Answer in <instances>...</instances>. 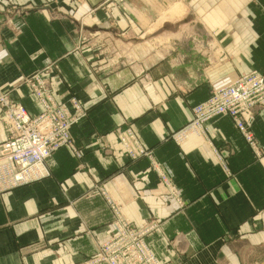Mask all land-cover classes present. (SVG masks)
Returning <instances> with one entry per match:
<instances>
[{"label":"crops","instance_id":"obj_1","mask_svg":"<svg viewBox=\"0 0 264 264\" xmlns=\"http://www.w3.org/2000/svg\"><path fill=\"white\" fill-rule=\"evenodd\" d=\"M3 1L9 0H0V89L13 90L58 63L50 79L55 97L78 96L89 116L72 131L82 157L62 149L37 180L0 190V264H85L98 254L113 220L100 186L133 225L160 222L147 243L163 264H263L264 158L255 159L228 117L211 121L206 138L179 146L169 137L211 90L251 71L264 74V0H124L130 22L115 8L121 0H82L78 11L73 0H11L10 10ZM177 5L183 16L161 32L177 38L166 43L172 51L160 61L162 71L153 73V18ZM109 14L117 24L106 22ZM195 38L217 49L216 61L211 52L193 51ZM79 47L85 51L73 52ZM98 48L130 52L122 63L97 55ZM13 96L39 113L25 89ZM127 123L153 150L170 187L148 160L123 157L113 131ZM251 124L264 147V110ZM7 137L0 125V145ZM215 151L228 156L229 177Z\"/></svg>","mask_w":264,"mask_h":264},{"label":"built area","instance_id":"obj_2","mask_svg":"<svg viewBox=\"0 0 264 264\" xmlns=\"http://www.w3.org/2000/svg\"><path fill=\"white\" fill-rule=\"evenodd\" d=\"M35 77L36 85L29 84L28 94L40 108L38 115L30 112L23 99L17 101L9 92L0 89V125L9 132L8 139L0 145L1 191L10 189L6 188L9 185L16 188L38 179L42 166L63 148H70L77 157H81L69 136L73 121L77 120L71 117L65 105L54 99L41 78ZM223 93L220 107L209 117L232 112L238 118L243 111L264 107V75L251 71ZM236 122L253 148L252 136L245 135V122L239 119ZM127 134L122 144L130 149L132 135ZM107 203L117 220V232L99 245L98 255L91 257L87 264H163L147 245V233L141 235L133 231L115 204L108 199Z\"/></svg>","mask_w":264,"mask_h":264},{"label":"rangeland","instance_id":"obj_3","mask_svg":"<svg viewBox=\"0 0 264 264\" xmlns=\"http://www.w3.org/2000/svg\"><path fill=\"white\" fill-rule=\"evenodd\" d=\"M3 4L6 6L5 8H7V10L15 8V6L13 5V2L11 0H9L7 2L3 1ZM115 4H116L115 8H117V10L120 11L121 16L126 21L130 22L132 20V18L128 12L127 7L125 6L124 0H121L119 2H115ZM81 6H82V0H73L71 10L72 11H78ZM178 6L179 5L175 6L168 14L166 13V16H163L159 20H157V18H153V20L156 19V21L153 22V28H152L151 38H150V39H152V45H153L152 51H151L152 52V58H153V65H152L153 66V73H160L162 71V66L160 64V61L161 60L163 61L162 58H166L168 56V54L172 51L170 49V47L167 48L166 43H169L172 40H175L177 38L176 36H172V35L169 36V34H162L161 32H162V28L166 24L167 25L175 24L176 21H178L183 16V7L180 5L181 9H178ZM116 19L117 18H114L111 14L106 16V22L108 24H111V25L118 23ZM8 22H11L10 19H8ZM170 28H174V26L172 25ZM185 32H187V33H185V36L190 34V32H188V31H185ZM197 32L198 33H196V31H195V33L197 35H202L201 29H199ZM140 35H143V33ZM137 36H139V35L137 34ZM192 36H194V35H192ZM195 37H197V36H195ZM139 38H140V36H139ZM179 38L181 40L185 39V38L182 39V36ZM90 39L94 40V37L93 38L91 37ZM83 40L87 41V39H83ZM193 40H194V38H193ZM198 40L200 43L197 42ZM201 40L202 39H200V38H195L196 42H195V44H193V48H194L193 51H195L196 53H199L201 56L210 55V53H208V52H211V56L213 58L215 56L213 61H216L215 52L217 49H214L212 46L208 47L207 45H203ZM75 51L84 52L85 50L83 48L79 47L76 50H73V52H75ZM90 51H91V49H90ZM93 51L97 52L98 53L97 55L102 56L103 58L109 59V60L115 59L117 56H119L120 61L122 63H123V61H125L128 58L126 53L130 52V50L112 49V48H109V49H99L98 48V49H94ZM174 58H175V56H174ZM154 60H155V63H154ZM122 63H119V64H122ZM57 64H53V65L45 68V71H43L41 73H34L32 75L25 76L13 88V90L8 91L9 95L18 101L19 99L15 98L13 96L14 91L16 89L23 88L26 91V97L28 99H30L31 97L28 94L29 84L30 85H33V84L36 85V83H35L36 77L35 76H37V77L41 78V80L44 82L45 87L47 86L50 94L54 97L55 100H57V98L55 97V94L52 91L51 85H50V79H51L52 74H54V73L59 74L60 67ZM107 65L103 64L104 67H106ZM166 65L169 66V64H166ZM103 66H98L97 68H102ZM163 66H165V64ZM258 73H260V72H258ZM261 74H263V73H261ZM244 76H241V77L234 79L227 86L211 90V94L209 95V97L205 101L193 105L191 107V117H190V121L188 122V124H186V126L181 128L180 130L173 132L171 134V136L169 137V140L180 146L185 141H187V139L192 138V137L206 138L207 131H208V124L211 121L217 120L218 118H221V117H228L232 121V123L234 124L235 129L237 130L238 134L241 136L244 143L249 148V150L251 151V153L253 154L255 159L260 162L264 158V147L259 143V141L257 139L256 132L253 129L252 124H251V120H252L253 115L255 114L256 110H259V109L264 110L263 106H261V107L256 106L249 112L243 111L239 115L238 118H236L232 114V112H229V113H226L223 115L218 114L217 116L214 115L215 117L214 116L209 117L210 116L209 114L211 112L215 111L218 107H220V105L222 103V98H220V96L222 94H224L223 92L226 91V88L229 87L230 85L234 84V83L236 84V81L239 80L240 78L242 79ZM146 83H149V82H146ZM58 102H60V104L65 105L66 108L69 110L71 117L77 120L76 122L73 121L74 124L70 128L69 136H70L72 142L74 143V146L78 148L76 141L73 137L72 131L75 127L79 126V124H81L83 121H85L88 118L89 110L86 108L85 104H83V102L76 95L70 96L67 100H62V101L59 100ZM38 114H40V108H39ZM237 119L245 122V124H246L245 135L249 136V134H250L252 136V139H253L252 145H253V148H255L256 150L253 149L250 146V144L246 141L243 131L240 130V127H239L238 123L236 122ZM127 133H130L132 135V140L130 142L132 147L130 146V149H126V146H123V144H122V142L125 141L126 136L128 135ZM113 134L117 138L118 144L121 147L120 152L122 153L124 158L128 159L131 163L139 162V161L145 160V159L148 160L151 164L153 171L157 173L160 184H163V185L170 187V185H171L170 180L165 175H163V173L162 174L160 173L163 171H161V169L158 168V164H155L156 161L154 158L153 150L147 148V146L145 144H143L142 137H141L140 133L135 129L133 124H128V123L123 124V125L119 126L118 128H116L113 131ZM8 137H9V132H8ZM8 137H7V139H8ZM63 149H68L75 154L74 150H72L70 148H63ZM78 150L81 152V157H82V155H83L82 150H80L79 148H78ZM215 154L217 156L216 158L218 160V164L222 168L225 175L227 177H229L230 176V170L228 168V164H229V160H227L228 156L225 154V156L222 157L221 156L222 153L218 154V151H215ZM75 156H76V154H75ZM223 158H226V159H223ZM44 170H45V167L42 166L40 174H45ZM164 178H165V181H164ZM6 188H10V189H6L4 191H9V190L14 189V188H12L11 185L6 186ZM136 189L138 191L140 190L138 187ZM98 190H99V194L102 196V198L106 202V204H107V206H108V208L112 214V218H113L110 229H109L108 236L110 238H112L110 235L117 232V230H116L117 220L115 219V216H114L113 212L111 211L109 204L107 203V199L115 204V208L119 211V214H121L124 221L127 222L126 225L128 227H130L131 229H133V231H135L136 233L141 234V235L147 233L145 235V240L147 243L148 237L151 236L155 232V230H157L159 228L160 222L158 220H150V221H147L145 224H143L141 227H137V226L133 225L132 223H130L129 221L126 220V218L122 212L121 206L113 198H111V196L107 193V191L104 188H102V186L98 187ZM169 195H170L171 199L175 202V204L178 205L179 208L184 207V203H183L182 199L180 198L179 194L174 190V188L173 189L171 188ZM108 236H107V238H108ZM232 237L233 236H231V238ZM147 245H148V243H147ZM99 247H98V252H99ZM96 255H98V254H96ZM91 257H94V256H91ZM91 257L87 258V260L85 261V264H87L88 260H90Z\"/></svg>","mask_w":264,"mask_h":264},{"label":"water","instance_id":"obj_4","mask_svg":"<svg viewBox=\"0 0 264 264\" xmlns=\"http://www.w3.org/2000/svg\"><path fill=\"white\" fill-rule=\"evenodd\" d=\"M264 264V263H263Z\"/></svg>","mask_w":264,"mask_h":264}]
</instances>
